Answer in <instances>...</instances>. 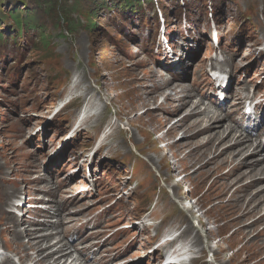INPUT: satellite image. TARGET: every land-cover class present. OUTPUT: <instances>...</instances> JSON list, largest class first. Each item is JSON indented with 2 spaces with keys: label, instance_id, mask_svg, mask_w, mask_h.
<instances>
[{
  "label": "rangeland",
  "instance_id": "rangeland-1",
  "mask_svg": "<svg viewBox=\"0 0 264 264\" xmlns=\"http://www.w3.org/2000/svg\"><path fill=\"white\" fill-rule=\"evenodd\" d=\"M140 1L142 9L137 16L122 15L100 21L99 18H104L105 14H99L95 35L85 30L86 21L74 12H69V17L78 30L66 39L56 36L57 32L53 33V43L63 70L70 76V84L78 91L81 102L86 105L98 102L94 115L82 121L86 126L82 133L84 141L92 142L87 139V130L95 133L94 139L102 126L111 133L101 141L104 147L92 159L89 178L85 177L83 168L86 169V163H83L79 167V174L83 173L81 178L67 177L78 164L71 168L67 165L61 178H51L38 184L33 177L37 168L35 162L45 159L47 153L34 159L38 151L36 137L26 141L27 127L23 125H19L15 134H7V131H12L10 122H2L3 114L0 113V161L5 162L0 168V240L7 256L0 259V264H16L15 258L19 264H33L36 260L45 264L44 259L48 257L42 259L43 256L39 255L42 243L41 255L47 252L61 255L65 248L60 249V245H69L73 236L80 238L74 242L77 254L90 247L86 251L94 255L93 264H125L136 257V264H156L170 248V244L165 243L154 252L156 240L171 230L183 231L182 234L186 235L191 258L185 264H264V200L257 197L258 191L264 190V175L256 173L250 176L247 170L248 167L264 166V145L257 146L252 137V140H247L244 151L236 153L229 148L228 139H224L217 146V151L228 149L225 153H231L229 156L212 159L215 152L209 146V154L201 157L205 137H192L197 129H186L195 119L205 125L206 116L219 119L227 116L221 129L231 126L234 131L232 137L243 138L237 132L240 128L250 132L249 122L241 115L245 99L251 94L264 95V80L261 82L264 75V0H237L236 5L228 0H212V3L218 1L222 14L218 18L220 28L213 23L218 37L222 38L216 45L212 43L210 34L211 22L201 11L204 2L200 8L193 0L191 20H186L188 28L173 20L174 36L163 49L157 41L160 24L150 28L141 24L144 17L153 18L154 7L149 0ZM177 1L158 0L159 7L155 6V10L161 9L164 16H169V10L175 8L171 18L178 20L176 15L180 13L178 6L181 3L178 2L177 6ZM72 3V0H56V13ZM85 4L86 1L81 0L78 6ZM34 6L36 4L30 3V7ZM46 6V2L41 0L38 7L43 9ZM249 7H254V13L246 20L243 13ZM20 8L25 10V7ZM3 9L0 4V11ZM39 18L48 32L56 24V19L60 20L58 14L49 16L43 12H39ZM64 26L65 23L60 28ZM167 31H171L168 26ZM106 32L114 36L116 43L111 42ZM174 55L176 63L171 60ZM219 55L222 64L215 63ZM92 56L93 70L88 65ZM208 61H213L216 70H224L233 79L226 94L227 100L231 101L226 106L214 101V85L206 77ZM37 63L32 64L37 74V95L45 99V107L51 111L59 101L47 84V78H53L45 72L42 64ZM258 82L261 85H257ZM182 96L184 101L181 104ZM110 103L117 105L114 109L118 119L113 116ZM193 106H197L198 115L185 126V116ZM77 107L78 104H74L69 110H62L56 117L69 113L71 120L62 125L55 118L46 126L42 139H59L65 130L70 129ZM260 119L264 122V114ZM233 125L238 127L237 131ZM100 140L101 137L98 142ZM148 145L150 148H146ZM112 155L122 158L112 162ZM69 159L66 156L62 160L72 164L73 154ZM162 164H169V167L162 170ZM136 166L138 172L134 174ZM10 169L12 172L6 178L4 171ZM14 176L19 177L25 187L29 186L31 198L36 195V189H40L37 193L48 197L45 213L39 215L29 211L22 219L7 215V190L13 186ZM192 184L198 186L199 196L190 194ZM88 186L90 192L79 195L83 199L82 206L72 212L75 213V222L67 235L63 238L64 232L53 231L52 227L45 230L44 226L53 222L50 215L55 209L51 201L59 206H68L73 199L66 196ZM51 191L56 192L55 196L50 194ZM189 195L193 202L183 205L182 198ZM184 207L190 209L185 210ZM207 214L209 217L212 214L210 220ZM30 215L42 217V223L27 226L24 222L31 221ZM134 224L137 226L129 230ZM32 231H41L37 232L43 236L39 245L32 242V233H36ZM58 242L59 245L56 244ZM121 253L125 257L120 256ZM105 254L106 257L100 258ZM87 260L91 257L88 256Z\"/></svg>",
  "mask_w": 264,
  "mask_h": 264
},
{
  "label": "trees",
  "instance_id": "trees-1",
  "mask_svg": "<svg viewBox=\"0 0 264 264\" xmlns=\"http://www.w3.org/2000/svg\"><path fill=\"white\" fill-rule=\"evenodd\" d=\"M55 1L56 0H43V2H46L47 6L41 9L38 7L40 6L41 0H0V4L2 8H4L2 11H0V60L5 58V55H8L9 52L14 53L15 56H19L22 59L8 72V75L12 77H20L17 75V72L19 71V67L23 65V68H26V71L29 72L31 76H34L35 72L29 66V64L32 65L33 62H38L37 64H42L45 72L51 78L56 80L57 85L62 87L66 83L68 75L64 72L63 66L60 62V56L56 52L57 48L53 43V33L57 32L56 36L64 37L66 39V37L72 36L73 33L78 30V27H76V25L73 23V20L69 17V12H74L82 20H85V30H89L90 34L95 35V30L97 27H99L97 23L99 14H105L104 18L103 16L102 18H99L100 21L103 19L107 21L108 18L116 19L122 15L137 16L142 9L140 0H85L86 4L80 6H78V3L81 0H72L73 3L71 5L67 6L66 9H62L60 13H56L57 4H54ZM149 1L152 3V0ZM192 1L193 0H183V7L178 6V10L180 12L182 10L187 12L188 20L191 19L190 11L192 10ZM195 1L199 7L200 4L204 2V7H200L202 11L206 8L207 0ZM236 1L237 0H228V2H231L235 5ZM30 3L36 4V6L30 7ZM20 7H25V10H22ZM39 12H43L49 16L52 14H58L60 20L56 19V24L53 25L48 32V28H46V26L41 23ZM152 13L153 18L151 20L147 17H144L143 21H141L143 27L150 28L153 27L154 24L158 23L154 9ZM253 13L254 7H249L244 11L243 15L245 16L246 20H249L250 15ZM173 15V12L170 16L163 15L166 28L167 26H171L170 17ZM220 15L221 9L217 1L213 3L211 12V17L215 21L216 25H219L218 18ZM51 19L54 20L53 18ZM60 21L62 22L60 23ZM63 23H65L66 26L60 28ZM1 30H4V33ZM107 37L110 38L112 43H116L113 35L111 36L107 34ZM104 48H106V46ZM30 51L32 52V55ZM93 61L94 56H92L91 62L88 64L92 70L94 69ZM113 107L115 108L116 105H113ZM146 148H150V146L148 145ZM111 158L114 159V156ZM167 167H169V164L166 166H163V164L161 165L162 170H165ZM137 172L138 168L136 166L135 170H133V173L136 174ZM190 191L195 196H199L200 190L195 184H192ZM146 202L147 201H145L144 204H146ZM211 216L212 214L210 217L207 214L208 220H210L209 218H211ZM217 229H220L219 222ZM219 232L225 233L221 231Z\"/></svg>",
  "mask_w": 264,
  "mask_h": 264
},
{
  "label": "bare ground",
  "instance_id": "bare-ground-1",
  "mask_svg": "<svg viewBox=\"0 0 264 264\" xmlns=\"http://www.w3.org/2000/svg\"><path fill=\"white\" fill-rule=\"evenodd\" d=\"M231 87V86H230ZM184 91V90H183ZM181 94V93H180ZM173 95V94H172ZM168 96V95H167ZM170 96V94H169ZM183 96L181 97L180 101H181V104L182 102L184 101L183 100ZM206 110V109H205ZM204 110V111H205ZM188 111L190 112L189 114H187L185 116V126L187 125V123L189 124V120L194 118L196 115H198L197 111H198V108L197 106H193L190 110L188 109ZM217 114V113H216ZM218 116V115H217ZM206 123L205 125H202V121L201 120H197L195 119L196 121H193L194 122H191V125L186 128L187 130H190L192 128H195L197 129L195 132L193 133H196L194 134L192 137L194 136H198V135H201L202 137H205L206 139V143H204V146L205 147H201V148H204L202 151H200V153H202L201 157H204L208 152H210L209 150L212 149L214 150L215 152V155L212 157V159H215V158H218L219 156H224V158H226V155L229 156L231 153H225V150H228V149H225L224 151L221 150V152H218L217 151V146L223 142V140L225 139H228V141H226L228 144H231V146L229 148L232 149V151H236V153H241L244 151V148L247 143V140L248 139H251L252 140V137L253 138V141L256 142V145H262V138H263V130H259L258 133H253V132H246L244 129H241L239 131H237L236 129L238 128L237 126L233 125V127L235 128V130L238 132V134L240 136H243V138L241 137H236L235 135L232 137V133L234 132L232 127L229 126L227 127L225 130H222V123L227 120V116H223L221 119H219L218 117H215V116H206ZM203 119V118H202ZM220 120V121H219ZM205 121V120H203ZM205 135V136H203ZM201 138V137H200ZM204 139V140H205ZM243 139V140H242ZM208 143V144H207ZM225 143V141H224ZM223 143V144H224ZM202 145V144H201ZM226 145V144H225ZM209 146H210V149H209ZM222 146V145H221ZM250 147V146H249ZM227 148V147H226ZM247 148V147H246ZM219 149V148H218ZM256 152H254V154L256 155ZM248 153V152H247ZM209 154V153H208ZM244 154V153H243ZM246 154V153H245ZM238 155V154H236ZM251 155V154H250ZM252 156V155H251ZM249 157V156H248ZM223 158V159H224ZM234 158V157H233ZM231 158V159H233ZM247 161H249L247 159ZM252 161V160H251ZM243 162V161H242ZM206 164L208 165L209 162H206ZM262 164V163H261ZM243 165V164H242ZM244 166H246V168L248 167L247 164H244ZM247 170H249V175L250 176H253V175H256V173L260 174L261 176L264 175V166H258V168H251V167H248ZM257 174V175H258ZM264 179V178H263ZM262 180V179H261ZM264 181V180H263ZM257 182V181H256ZM254 183V182H253ZM257 188V187H256ZM260 188V187H259ZM260 194L257 195V197L260 196V199L261 200H264V190L263 191H258ZM247 196V195H246ZM245 196V197H246ZM255 196V194L253 195ZM82 200L81 201H78V202H73L70 206L68 207H61V208H58V215H57V218H54L55 219V222L54 223H51V224H48V226H44V229H48V228H51L54 229V231L56 232H64L63 233V238L65 236V233L66 232H69V228L71 227V225L73 224L74 220L73 219H70L71 217V214H70V211L76 209L77 207H80L82 206ZM261 203V202H260ZM263 203V202H262ZM53 204H55L53 202ZM244 205V204H243ZM61 211H60V210ZM254 211V210H253ZM250 212V211H249ZM264 220V219H263ZM244 227V226H243ZM247 229V228H245ZM15 232V231H14ZM34 242H36V244H39L42 240V237L40 236H34L33 239H32ZM77 238H75L73 240L76 241ZM46 241V240H45ZM72 242V243H73ZM44 244V243H43ZM57 245H59L60 243H56ZM55 246V245H54ZM69 245L67 243H64L62 245H60V249H64L62 255H67V254H72L74 252V249L73 247L69 248L68 247ZM73 246V245H72ZM68 247V248H66ZM261 247V246H260ZM39 248V247H38ZM42 249V247H41ZM40 249V251H41ZM39 251V252H40ZM37 253V252H36ZM122 256H125V254L122 253ZM47 262V261H46ZM138 263V261H137ZM53 264H62L61 261L59 260H56L53 262ZM90 264V263H88Z\"/></svg>",
  "mask_w": 264,
  "mask_h": 264
},
{
  "label": "clouds",
  "instance_id": "clouds-1",
  "mask_svg": "<svg viewBox=\"0 0 264 264\" xmlns=\"http://www.w3.org/2000/svg\"><path fill=\"white\" fill-rule=\"evenodd\" d=\"M31 68H32V66H31Z\"/></svg>",
  "mask_w": 264,
  "mask_h": 264
}]
</instances>
